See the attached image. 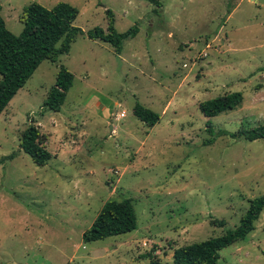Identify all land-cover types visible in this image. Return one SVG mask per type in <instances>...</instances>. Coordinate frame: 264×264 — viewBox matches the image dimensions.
<instances>
[{
	"label": "rangeland",
	"instance_id": "obj_1",
	"mask_svg": "<svg viewBox=\"0 0 264 264\" xmlns=\"http://www.w3.org/2000/svg\"><path fill=\"white\" fill-rule=\"evenodd\" d=\"M58 2L78 9L83 35L43 61L0 115V264H174L175 249L234 229L264 194V139L205 145L207 122L215 133L264 125V0H160L158 13L143 0H0V14L19 35L24 6ZM106 10L117 32L139 29L120 55L87 37L106 30ZM61 66L74 80L55 113L43 102ZM234 92L235 109L201 114V102ZM136 103L159 122L138 120ZM29 124L52 155L46 166L19 150ZM112 200L132 203L137 228L83 243ZM219 256L264 264V211Z\"/></svg>",
	"mask_w": 264,
	"mask_h": 264
},
{
	"label": "trees",
	"instance_id": "obj_2",
	"mask_svg": "<svg viewBox=\"0 0 264 264\" xmlns=\"http://www.w3.org/2000/svg\"><path fill=\"white\" fill-rule=\"evenodd\" d=\"M155 7L158 13L160 0H143ZM1 12V6H0ZM78 9L64 2H58L51 8L38 3H31L22 8L19 21L23 29L19 35L11 33L0 14V115L22 89L43 61L55 63L59 56L70 51L71 44L78 36L83 35L80 28L74 26ZM107 28L96 27L87 32V37L110 46L116 55H120L123 45L138 34L134 25L124 32L114 28V16L106 10ZM73 75L63 66L59 68L55 82L50 88L43 107L58 113L65 101L66 94L73 86ZM242 102V94L230 93L203 101L198 108L201 114L210 119L221 113L235 109ZM133 115L148 127L159 122L160 116L152 110L136 103ZM207 132L212 139L205 145H211L214 138L228 136L234 140L253 142L264 139V125L251 129H241L234 133L220 130L215 133L211 123L207 122ZM19 150L28 155L39 167L46 166L52 155L45 147V140L39 128L29 124L19 140ZM18 153H12L5 160H12ZM264 211V194L249 201V206L239 224L226 230L218 237L182 246L174 250V264H216L219 252L237 241L244 240L254 230V223ZM221 225V224H219ZM137 228V217L129 200L108 201L100 209L91 227L82 234L83 243L101 241L130 233ZM151 264H156L152 262Z\"/></svg>",
	"mask_w": 264,
	"mask_h": 264
},
{
	"label": "bare ground",
	"instance_id": "obj_3",
	"mask_svg": "<svg viewBox=\"0 0 264 264\" xmlns=\"http://www.w3.org/2000/svg\"><path fill=\"white\" fill-rule=\"evenodd\" d=\"M123 117H124V115H123Z\"/></svg>",
	"mask_w": 264,
	"mask_h": 264
},
{
	"label": "built area",
	"instance_id": "obj_4",
	"mask_svg": "<svg viewBox=\"0 0 264 264\" xmlns=\"http://www.w3.org/2000/svg\"><path fill=\"white\" fill-rule=\"evenodd\" d=\"M205 56V55H204Z\"/></svg>",
	"mask_w": 264,
	"mask_h": 264
}]
</instances>
